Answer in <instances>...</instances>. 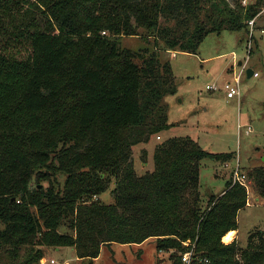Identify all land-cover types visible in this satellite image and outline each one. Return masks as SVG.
I'll list each match as a JSON object with an SVG mask.
<instances>
[{
  "label": "trees",
  "instance_id": "16d2710c",
  "mask_svg": "<svg viewBox=\"0 0 264 264\" xmlns=\"http://www.w3.org/2000/svg\"><path fill=\"white\" fill-rule=\"evenodd\" d=\"M242 1L0 0V239L13 259L26 239L91 262L104 246L155 239L178 264L186 253L190 264H264L263 231L244 248L223 242L248 207L245 185L231 179L202 205L201 162L234 154L186 137L159 143L142 176L133 160L135 147L174 127L164 99L176 79L161 55L197 54L210 34L246 31L264 0ZM128 38L140 48L124 47ZM246 177L264 200V166ZM112 183L113 204L93 201Z\"/></svg>",
  "mask_w": 264,
  "mask_h": 264
},
{
  "label": "rangeland",
  "instance_id": "374dc122",
  "mask_svg": "<svg viewBox=\"0 0 264 264\" xmlns=\"http://www.w3.org/2000/svg\"><path fill=\"white\" fill-rule=\"evenodd\" d=\"M245 1L242 6L256 2L247 0L245 4ZM256 22L252 37L247 25L246 31L210 34L197 54L166 52L161 55L164 61L171 63L176 79L177 92L164 99L169 124L174 127L152 143L138 145L133 152L134 167L139 176L154 170L156 146L171 138L191 137L210 154H234L226 164L211 159L201 162L200 193L204 209L210 197L220 196L227 182L235 181L234 172L238 170L247 176L250 170L264 166V9ZM148 38L144 35L142 43ZM140 44L138 38L123 40L124 47L134 50L139 49ZM243 68L246 73L242 76L240 97L229 99L222 88L216 91L207 89L208 86L223 87L233 82ZM249 69L258 77H248ZM38 172L41 180L51 175V170L47 169ZM57 178L63 186L66 176L58 173ZM34 183H38V178ZM42 184L47 186L45 182ZM245 185L250 203L238 215L237 241L243 248L252 233L264 232V200L252 180L246 177ZM113 188L112 183L101 196H94L93 201L113 204ZM60 231L70 233L67 227ZM0 244V264H42L44 259L49 260L47 264L52 260L56 264H178L181 256L177 253L175 258L171 251H159L155 239L141 245L116 243L104 246L99 258L93 262L77 259L73 248H44L37 246V242L31 245L30 239H26L17 258L13 259V244L2 239ZM39 250H42L40 256Z\"/></svg>",
  "mask_w": 264,
  "mask_h": 264
},
{
  "label": "built area",
  "instance_id": "2783aa9c",
  "mask_svg": "<svg viewBox=\"0 0 264 264\" xmlns=\"http://www.w3.org/2000/svg\"><path fill=\"white\" fill-rule=\"evenodd\" d=\"M247 3V0L245 1V4ZM256 20H252L250 22H248V26L250 28V33H251V37L254 34V30L256 27ZM245 70L244 68L241 69V71L234 77V81L233 82H228L226 83L223 87H212V86H208L207 89L208 90H218V89H224L227 93V97L229 99H234L236 97H240L241 96V80H242V76L245 74ZM254 77H258L257 73L253 74ZM234 180L235 182H239L242 185H245L246 182V176L241 174L240 171H236L234 172ZM246 186V185H245ZM190 258H191V253H186L185 257H183L184 260V264H190ZM45 262L42 261V264H47L49 262V260L44 259ZM51 264H56L55 260L50 261ZM67 264V263H64Z\"/></svg>",
  "mask_w": 264,
  "mask_h": 264
},
{
  "label": "bare ground",
  "instance_id": "6f19581e",
  "mask_svg": "<svg viewBox=\"0 0 264 264\" xmlns=\"http://www.w3.org/2000/svg\"><path fill=\"white\" fill-rule=\"evenodd\" d=\"M236 234L233 232V231H231L230 233H228L224 238H223V242H225V243H230V242H232L233 240H234V236H235Z\"/></svg>",
  "mask_w": 264,
  "mask_h": 264
},
{
  "label": "crops",
  "instance_id": "0c3cea01",
  "mask_svg": "<svg viewBox=\"0 0 264 264\" xmlns=\"http://www.w3.org/2000/svg\"><path fill=\"white\" fill-rule=\"evenodd\" d=\"M258 200V199H257ZM260 200V199H259ZM250 203V202H249ZM248 203V204H249ZM236 235L234 236V240L232 241V242H234L235 240L236 241H238L239 239H238V237H239V232H238V230L237 231H233ZM232 242H230V243H232ZM225 243V242H224ZM230 243H225V244H230ZM68 263V262H67ZM69 264V263H68Z\"/></svg>",
  "mask_w": 264,
  "mask_h": 264
},
{
  "label": "water",
  "instance_id": "95a60500",
  "mask_svg": "<svg viewBox=\"0 0 264 264\" xmlns=\"http://www.w3.org/2000/svg\"><path fill=\"white\" fill-rule=\"evenodd\" d=\"M240 64H242V63H240ZM253 74H254L253 70L249 69V70L247 71V75H248V77H252Z\"/></svg>",
  "mask_w": 264,
  "mask_h": 264
}]
</instances>
